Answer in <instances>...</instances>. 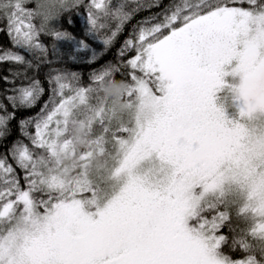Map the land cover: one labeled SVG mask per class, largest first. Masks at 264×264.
Wrapping results in <instances>:
<instances>
[{"label": "snow or ice", "instance_id": "snow-or-ice-1", "mask_svg": "<svg viewBox=\"0 0 264 264\" xmlns=\"http://www.w3.org/2000/svg\"><path fill=\"white\" fill-rule=\"evenodd\" d=\"M130 24L87 84L28 72ZM0 33V264H264V0H0Z\"/></svg>", "mask_w": 264, "mask_h": 264}, {"label": "trees", "instance_id": "trees-1", "mask_svg": "<svg viewBox=\"0 0 264 264\" xmlns=\"http://www.w3.org/2000/svg\"><path fill=\"white\" fill-rule=\"evenodd\" d=\"M167 2V0H165ZM129 7H134L135 6V0H128ZM158 9H153L152 11H156ZM149 14V10H144L141 12H138L136 16L134 17L133 21L131 24H134L136 20L142 19L144 16ZM64 28H67L69 31H73L76 35H80V29L82 27V20L77 18V23L74 26H69L67 23H63ZM131 24L126 27V30L120 35L116 43L114 44L113 47H111L109 50L106 52L103 51L102 45H100L97 42H92L89 41L92 46L97 50V58L95 62H90L91 61V52L85 51L79 54L80 59H78L76 62H73L69 60L66 56L64 57V60L62 62L57 61V58L55 56H52L50 54V59H52L54 62L51 65H42L38 71L33 73V70L29 69L28 72L30 75L35 74L45 85L47 88V78L48 74L52 71L53 68H64L69 71H74L77 72L81 75L82 81L87 84L89 82V77L93 70L99 69L102 65H105L107 62H115L117 59V53L120 47L122 46L123 40L127 38L129 32L131 31ZM46 43H50L47 38H45ZM0 46L6 47V48H11L12 44L10 39L7 37V35L0 33ZM65 51H69L70 47L65 46L64 48ZM10 67H13L8 64H4L0 66V73L4 75H8V69ZM0 86H5L3 85V82L0 81ZM48 98V94L46 93L43 97H41L40 102L37 104V106L34 109H31L29 111H24L21 112L18 118H23V117H28L31 115H34L36 112L39 111V108L42 106L43 102L46 101ZM21 136V133L19 131L18 126L14 123L12 128H11V134L8 136L7 141L11 142L14 141L15 139L19 138Z\"/></svg>", "mask_w": 264, "mask_h": 264}, {"label": "clouds", "instance_id": "clouds-1", "mask_svg": "<svg viewBox=\"0 0 264 264\" xmlns=\"http://www.w3.org/2000/svg\"><path fill=\"white\" fill-rule=\"evenodd\" d=\"M111 90H112L115 94H119V92L121 91V89L118 88V87H114V88H112Z\"/></svg>", "mask_w": 264, "mask_h": 264}]
</instances>
